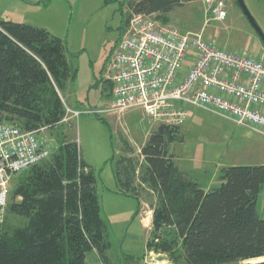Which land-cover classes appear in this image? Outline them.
Returning a JSON list of instances; mask_svg holds the SVG:
<instances>
[{
	"label": "trees",
	"instance_id": "1",
	"mask_svg": "<svg viewBox=\"0 0 264 264\" xmlns=\"http://www.w3.org/2000/svg\"><path fill=\"white\" fill-rule=\"evenodd\" d=\"M187 1L132 0L126 23L131 13L162 16ZM74 76L63 39L42 27L0 21V122L54 131L67 116L62 92ZM180 128L158 123L141 158L119 156L113 168L115 193L137 201L145 187L155 195L145 251L179 264H264V217L256 207L264 165L222 166L218 185L204 188L169 152L171 143L183 141ZM55 137L50 156L12 180L0 264H84L90 252L112 264L93 171L75 140ZM120 138L122 152L131 154ZM9 215L18 221L9 222ZM122 256L125 264H138L144 254Z\"/></svg>",
	"mask_w": 264,
	"mask_h": 264
},
{
	"label": "rangeland",
	"instance_id": "2",
	"mask_svg": "<svg viewBox=\"0 0 264 264\" xmlns=\"http://www.w3.org/2000/svg\"><path fill=\"white\" fill-rule=\"evenodd\" d=\"M130 1L61 0L63 13L55 7L49 13L33 19L31 7L23 1L0 0V13L6 7L16 22L37 24L39 27L45 25L48 31L65 41L75 76L62 95L71 106L66 107L80 114L67 113L63 124L54 131L44 129L38 135L44 137L45 141L51 140L52 145L56 144V135H66L77 142L96 178L100 216L107 225L108 253L112 264H125L123 254L140 256L143 253L144 239L151 229L152 208L155 205V195L145 187L138 189L137 201L115 193L118 187L113 168L119 156L130 155L140 159V148L157 124L146 125L138 110L120 117L100 113L107 105L109 81H104L107 79L108 60L126 24ZM208 1H187L181 7L162 16L155 14V17L160 22H163L161 18L165 19L163 24L183 32L201 33L221 47L264 56V45L236 0H223L226 12L223 20L212 19L210 5L214 0L211 3ZM243 1L264 33V0ZM186 113L180 128L183 141L169 145V152L174 154L178 166H187L197 174L206 173L208 184L216 186L218 181L214 176L219 166L264 165V136L200 108L189 107ZM120 137L132 148L131 154L122 152ZM256 207L259 216L264 217V187L257 198ZM10 217L9 222H12L15 218ZM143 254L138 264H179L165 254ZM84 264L102 262L94 252H90Z\"/></svg>",
	"mask_w": 264,
	"mask_h": 264
},
{
	"label": "built area",
	"instance_id": "3",
	"mask_svg": "<svg viewBox=\"0 0 264 264\" xmlns=\"http://www.w3.org/2000/svg\"><path fill=\"white\" fill-rule=\"evenodd\" d=\"M210 16L225 19L223 0L211 3ZM106 74L110 98L100 113L120 117L138 110L146 125L181 126L187 108L193 107L264 136V56L165 25L155 13H131ZM70 112L80 114L66 107ZM39 132L0 122V227L12 180L46 160L56 145Z\"/></svg>",
	"mask_w": 264,
	"mask_h": 264
},
{
	"label": "crops",
	"instance_id": "4",
	"mask_svg": "<svg viewBox=\"0 0 264 264\" xmlns=\"http://www.w3.org/2000/svg\"><path fill=\"white\" fill-rule=\"evenodd\" d=\"M12 1H17V3L19 2V0H12ZM20 1H23V3H26V4L29 5V7H31L30 13H31V15H34L33 19L38 18L41 14L44 15L46 13H49L50 10L52 11L53 8H55V7L57 8L58 11H60L61 13H63V5L60 4V1L61 0H20ZM14 4H16V2H14ZM11 13H10V10L5 7V10L0 13V21L1 20H10V21L16 22V20H14V18H12V16H11L12 14ZM19 23H21V22H19ZM29 24L30 25H33V26H37V24H32V23H29ZM37 27H39V26H37ZM41 27L49 30L47 27H45V25H42ZM106 95H107V100L106 101L108 103L109 98H110V86L109 85H108V91H107ZM63 100L65 102V106L66 105L70 106L65 101L64 97H63ZM179 167L184 172H186L189 177H191L194 180H196L201 186H204L206 188H208V187L211 186V184H208V180L206 179L207 178V174L206 173H204L203 175L202 174H197L193 170H191L190 168H188L187 166H184V165H179ZM220 167H222V166H219V168ZM217 173H218V171H217ZM217 173L215 174L216 176H214V178L216 177V180H217ZM126 198H128V197H126ZM147 238L148 237L146 236L145 239H144V244H143L144 249H143V253H147L148 254V252L145 251V242H146ZM153 253L152 252H149V254H153ZM153 255H155V256H163L164 254L154 253Z\"/></svg>",
	"mask_w": 264,
	"mask_h": 264
},
{
	"label": "water",
	"instance_id": "5",
	"mask_svg": "<svg viewBox=\"0 0 264 264\" xmlns=\"http://www.w3.org/2000/svg\"><path fill=\"white\" fill-rule=\"evenodd\" d=\"M243 15L246 17L247 21L251 25V27L254 29V31L257 33L258 37L260 38L261 42L264 45V33L261 31L260 27L257 25L256 21L254 20L253 16L247 9L245 3L243 0H236ZM263 259V257L261 258Z\"/></svg>",
	"mask_w": 264,
	"mask_h": 264
},
{
	"label": "bare ground",
	"instance_id": "6",
	"mask_svg": "<svg viewBox=\"0 0 264 264\" xmlns=\"http://www.w3.org/2000/svg\"><path fill=\"white\" fill-rule=\"evenodd\" d=\"M261 259V258H260ZM264 259V258H263ZM258 260V259H257Z\"/></svg>",
	"mask_w": 264,
	"mask_h": 264
}]
</instances>
